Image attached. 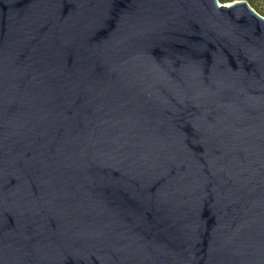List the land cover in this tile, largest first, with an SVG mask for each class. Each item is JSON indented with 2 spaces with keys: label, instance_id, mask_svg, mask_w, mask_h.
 I'll list each match as a JSON object with an SVG mask.
<instances>
[{
  "label": "water",
  "instance_id": "obj_1",
  "mask_svg": "<svg viewBox=\"0 0 264 264\" xmlns=\"http://www.w3.org/2000/svg\"><path fill=\"white\" fill-rule=\"evenodd\" d=\"M0 264H264V16L0 0Z\"/></svg>",
  "mask_w": 264,
  "mask_h": 264
},
{
  "label": "rangeland",
  "instance_id": "obj_2",
  "mask_svg": "<svg viewBox=\"0 0 264 264\" xmlns=\"http://www.w3.org/2000/svg\"><path fill=\"white\" fill-rule=\"evenodd\" d=\"M237 0H233V1H228V2H222L219 0V3H225V4H231L233 2H235ZM253 7V6H252ZM254 8V7H253ZM259 14H261L262 16H264V0H256V6L254 8Z\"/></svg>",
  "mask_w": 264,
  "mask_h": 264
},
{
  "label": "trees",
  "instance_id": "obj_3",
  "mask_svg": "<svg viewBox=\"0 0 264 264\" xmlns=\"http://www.w3.org/2000/svg\"><path fill=\"white\" fill-rule=\"evenodd\" d=\"M222 2H228V1H233V0H220ZM251 6H253L255 8L256 6V0H247Z\"/></svg>",
  "mask_w": 264,
  "mask_h": 264
}]
</instances>
